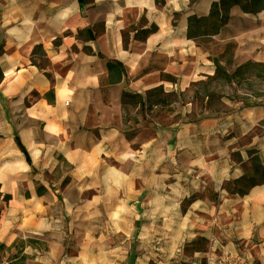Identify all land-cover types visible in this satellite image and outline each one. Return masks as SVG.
Returning a JSON list of instances; mask_svg holds the SVG:
<instances>
[{"label":"crops","instance_id":"obj_1","mask_svg":"<svg viewBox=\"0 0 264 264\" xmlns=\"http://www.w3.org/2000/svg\"><path fill=\"white\" fill-rule=\"evenodd\" d=\"M217 1L0 0V264H205L212 239L264 264V182L223 187L264 166V99L222 97L148 134L121 126L124 92L143 107L153 87L213 75L214 57L228 72L264 63L263 10L230 8L210 39L231 53L188 38V18Z\"/></svg>","mask_w":264,"mask_h":264},{"label":"trees","instance_id":"obj_2","mask_svg":"<svg viewBox=\"0 0 264 264\" xmlns=\"http://www.w3.org/2000/svg\"><path fill=\"white\" fill-rule=\"evenodd\" d=\"M235 5L245 12H256L258 10L264 11V0H218L217 2L212 3L207 16H190L188 18V38H192L199 45H202L204 40L210 39L211 36L215 35L218 30L228 21L230 8ZM154 29V26L145 29L141 37H145L148 33L154 31ZM36 54L37 57H35ZM44 58L45 53L42 49V46L40 44H36L32 49L30 61L32 63H36L38 66H40V68H43L42 61ZM213 61L215 64L213 75L208 76L204 81L200 80L192 83L197 87L192 91V96L197 97L202 94L207 98L208 103L212 99H216L220 102L221 97L223 96L220 93H216V91L208 90V86L211 83H214L215 85L219 84L221 86H230L233 83L237 86L241 81L246 80L251 75H253L255 78H259L260 80L264 79V63H258L248 59L236 65L231 72H228L224 65L219 62L217 57H214ZM106 66L109 82L116 83L120 81L122 77V68L120 64L113 61H107ZM162 77L167 80L172 78L167 74L162 75ZM1 78L2 71L0 69V80ZM182 94L183 92L177 94L174 90L164 91L162 85H159L145 92L144 104L147 109L151 108L152 106L168 105L173 101L174 95L176 96ZM228 98L231 97L228 96ZM130 101L136 103V95L133 93L124 92L122 94V105H125ZM214 110L217 111L219 109ZM20 149L26 153L23 147L20 146ZM250 170V172L244 173L239 178L225 182L223 187L228 191V193L242 195L246 193L252 186L264 182V166L258 163H252L250 165ZM36 190L38 193L41 192L39 188ZM8 197L9 196L6 194L3 196L4 199H8ZM18 242L19 244L24 245L25 243L29 244L33 241L31 239H27L26 241L21 240Z\"/></svg>","mask_w":264,"mask_h":264},{"label":"rangeland","instance_id":"obj_3","mask_svg":"<svg viewBox=\"0 0 264 264\" xmlns=\"http://www.w3.org/2000/svg\"><path fill=\"white\" fill-rule=\"evenodd\" d=\"M202 46H206L209 51L214 54H219L223 47L224 51L227 50L226 53H231L233 50V47L229 45L221 46L216 41L211 39L204 40L202 42ZM231 63L232 62H230V64ZM192 83H190L186 90H175L177 94L180 92H183V94L176 96L174 95L173 101L168 105L152 106L151 108L147 109L144 104L143 107L139 106L136 108L138 98L136 103L130 101L123 105V123L121 124L122 128L128 132L137 131L143 134H148L151 131V127L155 124L172 123L185 116L189 118H197L214 112V109H220L223 107V105L216 99H212L208 103L207 98L202 94H200V96L193 97L192 91L197 87ZM208 90L216 91V93L222 94V97L227 99L240 100L243 103H251L264 99V79L260 80L259 78H255L253 75H251L246 80L241 81L237 86L233 83L230 86H221L219 84L215 85L214 83H211L208 86ZM228 96L231 98H228ZM184 108L185 112H183ZM250 171V166H248V172Z\"/></svg>","mask_w":264,"mask_h":264},{"label":"built area","instance_id":"obj_4","mask_svg":"<svg viewBox=\"0 0 264 264\" xmlns=\"http://www.w3.org/2000/svg\"><path fill=\"white\" fill-rule=\"evenodd\" d=\"M215 239H212L205 256V264H242L238 255L228 252H217L214 245Z\"/></svg>","mask_w":264,"mask_h":264}]
</instances>
